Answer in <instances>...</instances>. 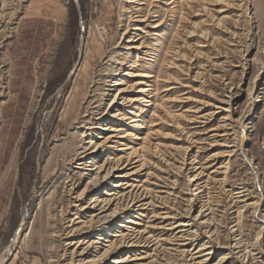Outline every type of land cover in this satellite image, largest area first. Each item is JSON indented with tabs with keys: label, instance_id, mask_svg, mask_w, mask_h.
<instances>
[{
	"label": "rangeland",
	"instance_id": "374dc122",
	"mask_svg": "<svg viewBox=\"0 0 264 264\" xmlns=\"http://www.w3.org/2000/svg\"><path fill=\"white\" fill-rule=\"evenodd\" d=\"M137 19L145 33L134 31ZM134 72L154 78L145 80L148 102L137 105L138 117L123 112L145 127L131 130L128 121L123 128L133 135L125 143L146 147L119 174L128 179L114 176L83 206L99 196L108 199L112 183L137 186L120 189L101 214V251L110 228V234L135 233L142 242L102 264L126 258L124 264H192L184 252L206 243L214 248L209 264L222 257L227 264H264V0H0V257L11 246L8 264L16 257L81 264L70 254L76 246L67 245L84 238L68 233V219L78 212L68 191L71 180L81 192L97 173L74 162L90 138H82L85 110L92 101L108 110L117 88H126L125 99L139 97L141 78ZM118 80L124 86L113 88ZM74 99L76 116L63 121ZM114 112L100 130L121 128ZM100 130L93 138L104 143L109 133ZM135 136L149 138L147 144ZM107 154L102 150L97 162L105 164ZM197 184L206 186V219L200 217ZM241 189L252 207L239 209ZM136 195L145 200L143 208H130L111 227L103 223ZM182 222L193 226L168 231Z\"/></svg>",
	"mask_w": 264,
	"mask_h": 264
},
{
	"label": "bare ground",
	"instance_id": "6f19581e",
	"mask_svg": "<svg viewBox=\"0 0 264 264\" xmlns=\"http://www.w3.org/2000/svg\"><path fill=\"white\" fill-rule=\"evenodd\" d=\"M158 1H162V0H158ZM137 20L138 21L136 23H138V24L134 25V31H140L142 33H145L143 31V29L141 28V25H140V23L143 20L142 19L141 20L137 19ZM160 25L161 24L155 25L154 29H159ZM129 42L130 43H134L135 40H130ZM130 49L133 50V49H138V48L135 47V46H131ZM116 71H118V70H116ZM130 74L131 73L126 72L124 74V76L125 75L126 76L130 75ZM132 75H133V78H141L136 83V86L140 89V91L138 92L140 94L139 97L125 99L124 96H125V93L127 91L126 88L125 89H122V88L118 89L117 88L116 92H115L116 95L114 96V98L112 97L113 99L111 100V102H110V104L108 106V110H110V111L111 110H115L114 115L112 116V119H115L116 123L121 124L120 125L121 128H115L114 126H110V125L105 126L104 125L105 127L102 130H100V127H101L102 123L107 119V117H109L110 111L104 110L103 108H101V106H98V105L94 106V104L97 103L96 101L95 102L94 101L88 102L87 110H85V112H87V114H88L86 116V119H85L86 122H84V123H86L87 127H84L85 131L82 132L83 133L82 134V138H85L86 135H87V137H90V138L86 141L84 146L81 148V151H78V153L74 156V162H79L77 165H79V169L82 170V171H86V172H90V173L97 172V173H96L95 177L92 178V180L90 179L91 181L88 183V185L81 192H79V191L77 192V190L80 188L81 185L79 184V185L76 186V183H74L73 180H71V185L69 186L70 190L68 191V195L70 194L69 196L72 199V201H71L72 211H73V209H75L74 211H78L77 214H75L77 216H75L74 219H68V223L72 224V225H70L68 227V228H71V231L68 232V233L71 234V235H73V234H81V235L84 236V238L79 239L77 242L69 243L67 245H69V247L76 246L75 250L72 251V253H70V254L72 255V257L76 256V258L77 257L81 258L79 260V262H81V264H102L109 257L115 256V255H119V254H121L122 251L131 250L133 248H136L142 242V241H139V239H138L139 235H134L135 233L133 235L129 236V235L124 234L122 231L118 230V231L114 232V234H110V233H112L111 232L112 228H110L109 230L106 231V233H107L106 238H110V239L109 240L108 239L107 240L104 239V243H106V244H104V249L101 251V240H103V239H101V214L106 213V212H108L110 210L111 206L117 200V197L120 195V191H119L120 189H122L124 187H125L124 189H127V190H128V188L135 189L137 186H133V184H130L128 181H120V182L112 183L113 184V186L111 188L112 190H109V191L105 192V195L107 197H109L108 199L101 200V197L99 196L95 200H92L93 202L91 204L88 203L87 205L83 206V202L86 199L85 197L89 196V194H91L92 191L101 190V186L109 184L111 182V180L114 179V176H118L117 177L118 179H128L129 176H127V174L126 175H119V174L121 173V171L127 170V168L132 165L131 161H133V158L136 157L138 150H143L142 148L146 147V146H144V147L141 146L140 148L134 150V148L131 147L130 144L125 143L127 141V139L129 137H131L133 134H132L131 131H127L126 132V130H124V128H123L124 127L123 125L126 126L127 122L129 121L128 124H130L129 126H130L131 130L136 129V128L144 129L145 127L141 124L142 122L139 123L141 120L139 121L138 119H133V117L126 116V115L123 114V112L124 111H129V115H134V117H138L134 113L135 112L134 110L138 109L137 105L148 102L146 100V94L149 93V89H147L148 81H145V80L153 79L154 76L152 74H147V73H144V72H138V73L134 72ZM86 78H87V76H86ZM123 81L121 82V80H118L117 83L113 86V88L114 87L124 86V82ZM143 85H146V86L143 87ZM99 86H100V84H99ZM100 89H101V87H99L97 89V91L100 90ZM228 98L231 99L232 95H231V97H228ZM120 100L123 101V102L119 103ZM77 101H79V99ZM226 105L227 106L231 105L230 100L226 103ZM227 108L231 109V107H227ZM77 111H78V102H76V99H74L70 103L67 115H64V117L66 116V119L64 118L63 121H65V120H69L70 121L73 118H75ZM223 111L225 112V110H223ZM228 113H230L228 115L229 118H230L231 117V112H228ZM202 117H204V116H202ZM195 121L193 123H195ZM98 130L109 133L108 134L109 137L104 141V143L96 142L94 140V138H93L94 134H96L95 132L98 131ZM122 134H124V135H122ZM99 137H101V136H99ZM147 137H149V136L147 135ZM147 137H136L135 136L134 139L138 140V141H143L144 144L146 145L147 144L146 140H148L150 138V137L149 138H147ZM98 139H101V138H98ZM109 143L113 144V145H109ZM114 145H120V146H123L124 148H121L120 150H117V148L114 147ZM231 148H232V146H231ZM105 149H106V152L109 153V154H107L108 156H106L107 157L106 158V163L101 165V164H99L97 162L98 155L101 153L102 150H105ZM130 150L132 152L131 153H127ZM116 151H120L124 155L121 156L119 154H116ZM74 152H76V151H74ZM234 152H235L234 150L229 151L228 152L229 154H227V155H231ZM117 156H119V157H117ZM142 165H144V164H142ZM222 167H224V166H222ZM198 178L199 177L196 175L192 179V182H195V183L198 182L199 181ZM222 183H225V178L222 180ZM195 187H196L195 191L197 193L196 199L198 200V202L201 205V208H200L201 216L200 217H201V219H203V216L207 213V211L210 210V208L206 209L207 206L204 205L206 203L203 202L204 200H202V199H204V196H203V192L204 191L203 190H204V188H206V186L205 185L202 186V184H197ZM247 192L248 191H246L245 189H241V191L236 193V197H235L236 198V203L237 204H242V205H240V207L238 206L239 209H243V208L247 209V208H250V207L253 206V204L251 205L248 202L249 200H246L249 197ZM141 197L142 196L139 197V196L136 195L132 199L130 198V202L127 203L124 206V208H122V207L118 208V207L115 206V209H113V211L105 218L103 223L105 225H108L109 227H111L114 222L119 220V217L123 216V213L131 211L130 208H132V209L135 208L137 204L139 205V206H137L138 208H143V206H145V204L140 205L139 203H142L145 200H140ZM239 209H238V212H237L238 215H240V213H241V211ZM165 218L167 219V217H165ZM82 219H86V220H82ZM96 219L98 221H96ZM205 219H206V217H205ZM126 222L129 223V224L136 223L130 218ZM194 225H195V223H194ZM191 226H193V224L188 223V222H182V223L178 224L177 226L173 227L172 229H170L168 231H173L174 232V231L178 230L179 228H187L188 229ZM118 227L121 228V227H124V225L118 226ZM93 233H95L97 236H96L95 240L92 242V240L89 239V238L91 237V235H93ZM142 235H144V234L142 233L141 236ZM149 239L153 240L154 237L150 236ZM16 240H17V237L14 239L13 245L16 243ZM153 241L156 242L157 239H155ZM159 243H160V241L158 240L157 244H159ZM209 244L211 245V243H206L205 245H203V247L199 248V250L191 249L190 251L184 252V253H187L188 257L190 258V262H192V264L194 262H196L197 260H199L201 257L203 258V260L200 261L198 264H209L210 260L212 259V258H210V256L213 255V253H214L213 252L214 251L213 246L211 245V247H209L208 246ZM183 245L184 246H182V247L186 246L185 244H183ZM236 245H237L238 248H241V249L244 248L243 243L241 241H238L236 243ZM176 246H178V245H176ZM247 246H249V245H247ZM143 247H146V245H144ZM11 248L12 247L10 246L9 249L7 250V254H10V252L12 250ZM82 248H84V249H82ZM80 249L83 250V251H81L82 253H79ZM67 251L68 250H66V254H67ZM202 253H204V255L200 256V254H202ZM7 254L5 256L3 255V256L0 257V264H5L6 263ZM227 260H228L227 257H222V259L219 261L218 264H227ZM128 261H129L128 258H126L124 260L122 259L121 261H119V259H115L113 261V264H122V263L124 264V263H127ZM131 261H133V260H131ZM70 263L71 264H73V263L75 264L74 258L71 259Z\"/></svg>",
	"mask_w": 264,
	"mask_h": 264
},
{
	"label": "crops",
	"instance_id": "0c3cea01",
	"mask_svg": "<svg viewBox=\"0 0 264 264\" xmlns=\"http://www.w3.org/2000/svg\"><path fill=\"white\" fill-rule=\"evenodd\" d=\"M11 264H34V263H31L29 261H21L19 257H16L12 260V263Z\"/></svg>",
	"mask_w": 264,
	"mask_h": 264
},
{
	"label": "water",
	"instance_id": "95a60500",
	"mask_svg": "<svg viewBox=\"0 0 264 264\" xmlns=\"http://www.w3.org/2000/svg\"><path fill=\"white\" fill-rule=\"evenodd\" d=\"M10 258V257H9ZM10 261V259H7V262H6V264H8V262Z\"/></svg>",
	"mask_w": 264,
	"mask_h": 264
}]
</instances>
